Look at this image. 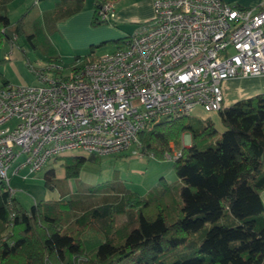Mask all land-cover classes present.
I'll return each mask as SVG.
<instances>
[{"label":"trees","instance_id":"16d2710c","mask_svg":"<svg viewBox=\"0 0 264 264\" xmlns=\"http://www.w3.org/2000/svg\"><path fill=\"white\" fill-rule=\"evenodd\" d=\"M83 1L57 0L51 12L62 19ZM108 1L114 0H94L92 25L102 22L98 10ZM7 2L0 0V44L14 41L28 15L11 22ZM27 36L31 41L34 34ZM124 38L112 42L118 47ZM93 46L99 44L71 69L97 56ZM49 50V60H58ZM216 112L218 135L213 121L191 115L161 118L138 134L142 153L163 157L171 144L178 149L172 157L178 191L162 179L145 194L111 185L90 189L98 194L92 201L60 197L26 208L0 180V264H264V93ZM184 132L189 145L181 143ZM98 158L64 155L61 166L66 177H77L87 160ZM169 196L172 209L165 205Z\"/></svg>","mask_w":264,"mask_h":264},{"label":"built area","instance_id":"2783aa9c","mask_svg":"<svg viewBox=\"0 0 264 264\" xmlns=\"http://www.w3.org/2000/svg\"><path fill=\"white\" fill-rule=\"evenodd\" d=\"M152 7L120 46L80 68L65 73L43 62L30 66L39 83L0 84V180L10 194L22 169L36 172L78 148L120 153L161 118L219 110L224 80L264 75V3L152 0ZM98 14L110 21L113 2Z\"/></svg>","mask_w":264,"mask_h":264},{"label":"rangeland","instance_id":"374dc122","mask_svg":"<svg viewBox=\"0 0 264 264\" xmlns=\"http://www.w3.org/2000/svg\"><path fill=\"white\" fill-rule=\"evenodd\" d=\"M56 1L9 0L7 2L8 16L11 22L26 17L25 12L28 10L23 24L24 30L15 37L13 42L4 40L0 44V72L9 83L14 85L37 84L40 81L30 66L43 62H54L63 66L65 73H69L72 64L83 62L85 56L91 52L92 45L99 44V46L92 47L94 55H100L116 47L112 40L121 38L117 37L118 35L97 36L100 35L97 30L112 24L111 20L92 25L90 19L89 26L91 28L82 27L85 23V12L82 11L91 6L92 0H84L82 11L70 19L68 16L62 19L55 18V14L51 10ZM59 22L60 25H58ZM71 23H77L78 26H72ZM139 23H126L125 25L127 28H133V25L136 26ZM69 28H71V32L66 34V30ZM31 33L34 36L30 41L27 34ZM91 36L94 40L88 39ZM50 46L59 55L58 60H49ZM190 115L202 120L213 121L217 135L223 129L216 111H206L202 107H195L190 111ZM182 139L188 142L190 140L189 132L184 133L183 137L181 136L183 144ZM185 142L183 145H186ZM171 146L172 150L165 151L163 157H156L151 153H142L139 141L134 142L120 153L99 156L97 160H87L77 177L65 176L61 166L63 156L71 154L88 156L89 154L80 148L67 150L60 155L61 158L49 159L36 172L28 173L26 169H22L18 175H14L10 179V184L15 189L14 196L26 208L39 200L60 197L79 196L84 201H92L98 194H91L90 189L98 193V189L103 190V187L111 185L122 186L145 194L155 188L160 181H163L162 179L171 186L172 191H178L181 181L174 172L172 159L178 149L174 148L173 144ZM49 172H52L50 174L52 180L48 181L46 175ZM173 201L175 200L170 196L165 199L167 209L174 207ZM117 221V224H121L125 221V217L119 216Z\"/></svg>","mask_w":264,"mask_h":264},{"label":"crops","instance_id":"0c3cea01","mask_svg":"<svg viewBox=\"0 0 264 264\" xmlns=\"http://www.w3.org/2000/svg\"><path fill=\"white\" fill-rule=\"evenodd\" d=\"M56 1V0H55ZM117 1V2H116ZM226 2L237 4L242 7H258L264 3V0H224ZM93 2L91 6L88 7L85 11H82V8L68 16V19L75 16L76 14L85 12L84 20L85 23L82 27H87L90 29V19L93 14ZM114 16L111 19L112 24L101 27L97 31L100 35L111 34L112 36L117 37H126L130 35L135 29L136 26L133 25V28H127L126 23L130 24L133 22H141L146 19H149L153 13L152 0H114ZM115 23V25H114ZM60 25V22L59 24ZM72 26H78L77 23H71ZM113 25V27H112ZM118 25V26H116ZM123 26V27H122ZM61 27V26H59ZM114 28V29H113ZM94 30V29H92ZM71 32V28L66 30V34ZM89 40H94V38L88 37ZM222 92H223V107L229 106L238 99L252 96L257 93H264V75L257 76H241V77H231L223 81L222 83ZM187 133V132H184ZM182 133V137L184 135ZM183 141V139H182ZM185 141H183L184 144ZM191 138L188 142H185L186 145H189ZM260 198L264 206V189L260 193Z\"/></svg>","mask_w":264,"mask_h":264},{"label":"bare ground","instance_id":"6f19581e","mask_svg":"<svg viewBox=\"0 0 264 264\" xmlns=\"http://www.w3.org/2000/svg\"><path fill=\"white\" fill-rule=\"evenodd\" d=\"M260 6V5H259Z\"/></svg>","mask_w":264,"mask_h":264}]
</instances>
